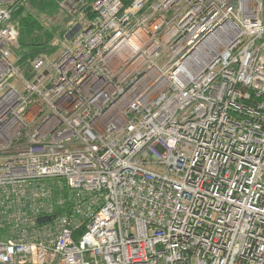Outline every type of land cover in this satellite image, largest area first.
Wrapping results in <instances>:
<instances>
[{"label":"built area","instance_id":"built-area-1","mask_svg":"<svg viewBox=\"0 0 264 264\" xmlns=\"http://www.w3.org/2000/svg\"><path fill=\"white\" fill-rule=\"evenodd\" d=\"M27 1L0 0V264H264V0H56L80 29L23 71Z\"/></svg>","mask_w":264,"mask_h":264},{"label":"rangeland","instance_id":"rangeland-1","mask_svg":"<svg viewBox=\"0 0 264 264\" xmlns=\"http://www.w3.org/2000/svg\"><path fill=\"white\" fill-rule=\"evenodd\" d=\"M25 11L22 15V19H33L35 24V29L32 32H29L26 29H23L21 26L20 18H12V23L19 27V39L17 45L12 47V59L16 63L19 52L20 56V47L25 43H34L37 42L40 45H37L36 56L39 54L45 53L48 56L54 58L58 56L63 48V43L66 40V29L68 27L69 17L64 12V10L58 5L56 0H29L24 5ZM15 20V22L13 21ZM17 55V56H16ZM19 63V62H18ZM17 63V64H18ZM19 68L23 71L27 70L28 63L23 65L18 64ZM32 264V263H24ZM50 264H60V263H50Z\"/></svg>","mask_w":264,"mask_h":264},{"label":"trees","instance_id":"trees-1","mask_svg":"<svg viewBox=\"0 0 264 264\" xmlns=\"http://www.w3.org/2000/svg\"><path fill=\"white\" fill-rule=\"evenodd\" d=\"M25 4L19 6L15 12L13 13V16L12 18H16V16H18V18H20V23H21V26L23 25V29H26L28 30L29 32H32L34 29H35V22L33 19L30 18V20L28 19H25L23 20L22 19V15L25 11V7H24ZM16 20V19H15ZM15 20L13 19V21L15 22ZM17 27V26H16ZM19 27H17L18 29ZM37 45H40L38 44L37 42H34V43H25L23 42V45H21L20 47V56H19V64L20 65H23L25 63H29L30 61H32L35 57H36V52L38 51V49H36Z\"/></svg>","mask_w":264,"mask_h":264},{"label":"water","instance_id":"water-1","mask_svg":"<svg viewBox=\"0 0 264 264\" xmlns=\"http://www.w3.org/2000/svg\"><path fill=\"white\" fill-rule=\"evenodd\" d=\"M80 29V25H76L72 30H70V32H68V34L66 35V37L68 38V39H71L76 33H77V31ZM48 218H46V217H41L40 219H39V222H44V221H46Z\"/></svg>","mask_w":264,"mask_h":264},{"label":"crops","instance_id":"crops-1","mask_svg":"<svg viewBox=\"0 0 264 264\" xmlns=\"http://www.w3.org/2000/svg\"><path fill=\"white\" fill-rule=\"evenodd\" d=\"M16 54L18 55L17 61L19 62V52L16 53ZM17 55H16V56H17ZM18 62H17V63H18ZM18 64H19V63H18ZM18 64H17V65H18Z\"/></svg>","mask_w":264,"mask_h":264}]
</instances>
